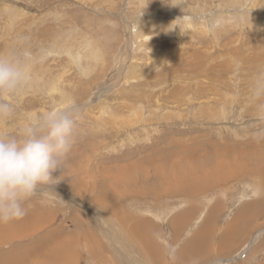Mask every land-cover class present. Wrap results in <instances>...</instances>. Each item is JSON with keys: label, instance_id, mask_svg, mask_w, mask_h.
<instances>
[{"label": "rangeland", "instance_id": "obj_1", "mask_svg": "<svg viewBox=\"0 0 264 264\" xmlns=\"http://www.w3.org/2000/svg\"><path fill=\"white\" fill-rule=\"evenodd\" d=\"M0 54L19 56L31 76L25 89L5 97L14 112L0 119V134L19 137L53 109L77 113L74 143L62 170L24 202L26 210L47 200L58 208L54 226L74 229L72 219L79 218L85 228L86 220L105 248V264H172L200 230L203 209L222 203L203 232L210 254L217 255L188 264H264V246H259L264 243V182L255 179L262 174L256 168L264 165V0H0ZM173 139L200 142L188 151L190 161L181 154L172 165L174 173L183 171L182 189L191 180L202 183L184 196L169 195L162 175ZM229 144L235 148L229 151ZM149 157L153 165L142 164ZM221 159L239 160L245 169L236 168L243 173L231 175L227 182L232 184L211 195V188L225 186L231 171L227 164L219 167ZM137 168L149 178L162 175L164 193L156 199L134 195L142 187L130 179ZM242 174L245 179L233 182ZM125 178L130 182L120 185ZM218 178L221 185L215 186ZM103 190L107 202L101 200ZM242 193L249 198L243 200ZM190 196L198 200L190 202ZM247 201L261 206L257 221L247 232L223 234L230 245L221 249L222 230ZM193 203L203 205L176 228L173 218ZM137 222L157 231L149 236L161 247L156 257ZM26 226L7 235L0 228V238L28 237L35 231L28 233ZM181 255L176 264H183L187 254Z\"/></svg>", "mask_w": 264, "mask_h": 264}, {"label": "clouds", "instance_id": "obj_2", "mask_svg": "<svg viewBox=\"0 0 264 264\" xmlns=\"http://www.w3.org/2000/svg\"><path fill=\"white\" fill-rule=\"evenodd\" d=\"M31 80L26 63L14 54H0V119L14 106L5 97L25 89ZM77 113L50 110L24 129L21 136L0 134V223L26 215L24 202L62 170L75 139Z\"/></svg>", "mask_w": 264, "mask_h": 264}, {"label": "crops", "instance_id": "obj_3", "mask_svg": "<svg viewBox=\"0 0 264 264\" xmlns=\"http://www.w3.org/2000/svg\"><path fill=\"white\" fill-rule=\"evenodd\" d=\"M236 173V175L239 174L238 172ZM240 179H245L243 174L234 178L233 182ZM224 183L225 186H221L222 188H211V195L216 191L223 190L229 183L232 184V182ZM226 191L227 189H225L222 194L226 195ZM241 198L246 200L248 196L242 193ZM213 200L215 199L213 198ZM43 201L44 204L32 205L33 207L30 212L26 210V215L21 218L19 222L23 219L24 221L19 223L18 226L11 227L12 223H0V228L4 229L6 235L17 232V230L23 228L27 222V226H31L28 233L35 231L28 237L27 235H11L13 238L11 242H8V238H1L0 244L3 245V249L1 245L0 264H105V248L96 237L89 223L85 220L87 225L85 224V228H83V225L81 226V224L78 223L79 218H76L72 219L73 222H75L74 229H69L63 225L54 226L52 222L53 220L55 222L58 218L57 205L47 200ZM215 201L219 200L216 199ZM246 203L251 202L247 201L242 205L244 206ZM218 204L222 205V203ZM239 210L238 213L246 212L241 209ZM238 213L234 214L233 221L228 222L230 225L235 223L234 225L236 226L233 227L234 233L236 230H247L257 221V214L250 218L245 216V221L244 217L241 218V221H238ZM236 214L237 217L235 216ZM16 227L17 230L15 231L14 228ZM225 228H228V225H226ZM13 242H16V246H11Z\"/></svg>", "mask_w": 264, "mask_h": 264}, {"label": "bare ground", "instance_id": "obj_4", "mask_svg": "<svg viewBox=\"0 0 264 264\" xmlns=\"http://www.w3.org/2000/svg\"><path fill=\"white\" fill-rule=\"evenodd\" d=\"M202 60H204V59H202ZM233 60V59H232ZM222 65V64H221ZM227 67V66H226ZM207 68V67H206ZM198 73H199V77L200 76H202L201 74H202V67L201 66H199L198 67ZM213 71L215 72L216 70H214L213 69ZM101 75V74H100ZM100 78V77H99ZM215 79V78H214ZM142 84V83H141ZM206 84V83H205ZM199 87V86H198ZM201 87V86H200ZM202 88V87H201ZM206 88V87H205ZM202 90H204V89H202ZM200 91V94H203V91ZM208 92V91H207ZM146 95H147V93H146ZM220 95V94H219ZM212 96V95H211ZM202 98V97H201ZM208 99V98H207ZM220 99V98H219ZM233 99V98H232ZM122 101V100H121ZM124 101V100H123ZM118 103H120V102H118ZM117 103V104H118ZM225 104V103H224ZM124 105V104H123ZM140 105V104H139ZM125 107H127V105H125ZM129 107V106H128ZM212 107V106H211ZM230 107V106H229ZM140 108H141V106H140ZM218 108V107H217ZM157 109H159V108H157ZM119 110V109H118ZM120 111V110H119ZM157 111V110H156ZM162 111V110H161ZM141 112V111H140ZM158 112V111H157ZM205 113V112H204ZM119 115V114H118ZM101 117V116H100ZM99 117V118H100ZM128 119V118H127ZM136 119V118H135ZM196 120V119H195ZM170 123V122H169ZM110 126V125H109ZM207 133V132H206ZM193 135V134H192ZM205 136V135H204ZM209 136V135H208ZM192 137V136H191ZM189 138V137H188ZM195 138V137H194ZM193 138V139H194ZM221 139V138H220ZM208 141V140H207ZM206 141V142H207ZM224 141H226V139H224L223 140V144L225 143ZM159 142H161V141H159ZM189 142H192V143H189ZM208 142H210V141H208ZM170 143V142H169ZM193 143H196L197 145L200 143V142H198V141H196V140H186V139H173L172 141H171V144H172V149L170 150V151H168V152H166L165 154H164V158L167 156V158L166 159H171L170 161H165V165H166V168L167 169H163V170H165L164 172V174H162L163 175V178L165 179V181H167L168 183V194L169 195H171V196H184L185 195V192H188L190 189L191 190H194V188L195 189H197V187H199V185H201V184H199L200 182H198L197 180H194V183L195 184H193L192 185V180L191 181H189V184H188V187H186L185 186V188H183L182 189V183H183V178H182V173H183V171H179V169H178V171L177 172H173L171 169H172V165L174 166V164L175 163H177L178 161L176 160V158H177V156L178 155H181V154H183L184 156H183V159H189V161L191 160L189 157H187L188 155V151H190V149L192 148H194L195 146H194V144ZM210 143H212V142H210ZM104 144V143H103ZM161 144V143H160ZM163 144V143H162ZM161 144V145H162ZM202 144V143H201ZM209 144V143H208ZM216 145V144H215ZM222 145V144H221ZM99 146V145H98ZM157 146V145H156ZM200 146V145H199ZM224 146V145H223ZM81 147V146H80ZM116 147V146H115ZM230 147H234L235 148V146L233 145H228L227 146V149L229 150V148ZM161 148V147H160ZM167 148V147H166ZM226 148V147H225ZM159 149V148H158ZM162 149V148H161ZM209 149V148H208ZM239 149H241V148H239ZM235 150V149H234ZM230 151V150H229ZM240 151V150H239ZM194 152L196 153V150L194 149ZM232 153H233V150L231 151ZM238 153V152H237ZM236 153V154H237ZM243 156L245 157V159H247L248 158V155L247 154H249V153H245V151H243ZM97 154V153H96ZM235 154V153H234ZM240 154H241V152H240ZM253 154V153H252ZM259 154V153H258ZM239 155V154H238ZM263 155V154H262ZM182 156V155H181ZM206 156V155H205ZM210 156H211V154H210ZM258 156H260V155H258ZM130 157H132V156H130ZM204 157V156H203ZM209 157V156H208ZM232 157V156H231ZM241 157V156H240ZM243 157V158H244ZM252 157H254V155L252 156ZM201 158V157H200ZM258 157H256V159H257ZM116 159V158H115ZM121 159V158H120ZM179 159V158H178ZM199 159V158H198ZM206 159V161H211V159L210 158H205ZM252 159H254V158H252ZM255 159V161H257ZM124 160H125V158H124ZM248 161H249V159H247ZM250 160H251V157H250ZM259 160H260V158H259ZM87 161V160H86ZM242 161H245L244 159L242 160ZM153 159L151 158V157H149V158H147V160H145L142 164H145V165H148V166H151V165H153ZM192 162V161H191ZM203 162V161H202ZM219 162H220V165H219V167H224L226 164L228 165V166H230L231 167V171L229 172V174L228 173H226L227 175H228V177H227V179L224 181V182H227V181H229V179H231V177L234 175V173H236L235 172V169L237 168V169H239V168H243L245 165H240V163H239V160H236V161H228V160H225V159H221V160H219ZM247 162V161H246ZM251 162H252V160H251ZM180 163V162H179ZM184 162H181V165L183 164ZM186 164L188 163V162H185ZM248 163V162H247ZM261 163V162H260ZM85 164V163H84ZM208 164H210V163H208ZM246 164V163H245ZM252 164V163H251ZM262 164V163H261ZM127 165V164H126ZM190 165V164H189ZM197 165V164H196ZM253 165V164H252ZM255 165V164H254ZM258 165V164H257ZM257 165H255V167H257ZM125 166V165H124ZM130 166V165H129ZM214 166V165H213ZM250 166V165H249ZM144 167V166H143ZM215 167H217L216 165H215ZM214 167V168H215ZM116 168H118V167H116ZM146 168V167H145ZM202 168H203V166H202ZM210 168V167H209ZM213 168V169H214ZM181 169V168H180ZM216 169V168H215ZM218 169V168H217ZM226 168H224V170H225ZM243 169H245V167L243 168ZM249 169H250V167H249ZM257 169L259 170V171H261V173L259 172L258 174H261L260 176H257V178H255V179H257L258 181H259V179L260 178H262V175L264 174V165H261V166H258L257 168H256V171H257ZM117 170V169H116ZM134 170V169H133ZM141 170H142V168H141ZM174 170H176V169H174ZM182 170V169H181ZM193 170V169H192ZM219 170V169H218ZM220 170H223V169H220ZM118 171H121V170H117V173H118V175H119V177L118 178H120V172H118ZM130 171V170H129ZM225 171H227V170H225ZM251 171H252V169H251ZM256 171H255V173H256ZM185 172V171H184ZM209 172V171H208ZM220 172V171H219ZM228 172V171H227ZM239 174L242 172V170H238L237 171ZM250 171H248L247 173H249ZM86 173V172H85ZM134 173H135V171H134ZM136 173H137V175L135 176V178L133 177V178H130L132 181H134L135 182V184L136 185H142V187H140L139 189L140 190H138V191H135V189L132 191V193L134 194V195H144V196H146V197H154L155 199L156 198H158L159 196H160V192H163L164 193V190H165V187H164V185L162 184V182L164 181H162L161 183H160V179L162 178V175L161 176H158V177H155V178H149V177H147V175H143V173L142 172H140V170L137 168V171H136ZM198 173H200V171L198 172ZM243 173V172H242ZM254 173V174H255ZM83 174V173H82ZM130 174V173H129ZM184 174H186V173H184ZM193 174H194V170H193ZM219 174V173H218ZM237 174V173H236ZM253 174V173H252ZM131 175V174H130ZM133 175V174H132ZM196 175H199V174H197V172H196ZM203 175V174H202ZM206 175H208V174H206ZM232 175V176H231ZM247 175V174H246ZM245 175V173H244V176H246ZM249 175H250V177H251V174L249 173ZM148 176H151V175H148ZM213 176V175H212ZM236 176V175H235ZM126 177H128V176H126ZM179 177H181V179H179ZM185 177V176H184ZM187 177V176H186ZM185 177V178H186ZM210 177V176H209ZM197 178H198V176H197ZM224 178V177H223ZM196 179V178H195ZM201 179V178H200ZM202 179H203V177H202ZM205 179V178H204ZM203 179V180H204ZM207 179H208V177H207ZM154 180H157L156 181V183L155 184H152V185H149V183L150 182H154ZM209 180V179H208ZM212 180H214V179H212ZM126 181H129L130 182V180H128V179H123L122 180V182H121V184L120 185H123V184H126ZM131 181V182H132ZM210 181V180H209ZM264 182V178H262V179H260V182L259 183H261V182ZM128 182V183H129ZM175 182V183H174ZM188 182V181H187ZM222 182V181H221ZM221 182H220V178H218V183L217 184H215V186H220L221 185ZM212 183H214V182H212ZM211 183V185H213ZM92 184H94V183H92ZM165 184H166V182H165ZM146 185H148L150 188L147 190L146 188H148V187H146ZM192 185V186H191ZM206 185H208L207 183H206ZM84 186V185H83ZM205 186V185H204ZM104 187V186H103ZM210 187V186H209ZM214 187V186H213ZM200 188H204V187H200ZM205 188H207L206 186H205ZM204 188V189H205ZM127 189V188H126ZM125 190V189H124ZM185 191V192H184ZM193 192V191H192ZM191 191H190V193H192ZM222 192V191H221ZM220 192V193H221ZM189 193V194H190ZM255 192H253V194H254ZM120 194V193H119ZM192 194H194L195 195V191L192 193ZM252 194V195H253ZM69 195V194H68ZM106 193H105V190H103L102 192H101V200L102 201H106L107 202V197H106ZM251 195V196H252ZM124 196V195H123ZM250 196V197H251ZM257 196V195H256ZM260 196V195H259ZM123 198V197H122ZM125 198V197H124ZM127 198V197H126ZM200 198V197H199ZM249 198V197H248ZM247 198V199H248ZM255 200H256V198H254ZM189 200H190V202L191 201H194V200H198V197L196 196V197H193V196H190L189 197ZM183 201V200H182ZM92 202V201H91ZM113 202V201H112ZM104 203V202H103ZM191 204V203H190ZM201 204V203H200ZM200 204H195V203H193V205H191L190 207H188L187 209H185L184 211H182V212H180V213H178L174 218H173V223H174V225H176V228H179V227H181V223L183 222V221H185V223L187 222L186 220H188V219H190V218H192L193 217V215H191V213H194V211L196 210V209H198V207H199V205ZM209 204V203H208ZM201 205H203V203L201 204ZM264 206V205H263ZM262 206V207H263ZM201 207V206H200ZM221 208H222V205H220V204H218V203H211V205H208L207 206V208L206 209H203L204 211L202 212L203 213V220L201 221V227H200V230L199 231H197V232H195L191 237H190V239L186 242V244L179 250V251H177V253L175 254V256H174V258H173V261H172V264H176L178 261V256L179 255H181L182 253L184 254H187V256H183V264L186 262V264H188V263H190V262H192V261H195V260H197V259H199L200 260V258L201 257H203V256H207V255H213L214 257H215V255H217V252H212V254H210V251L208 250V246H207V244L205 243V241H204V237H203V232H207L208 231V228H210V223H213V221H214V219H215V217H217V215L219 214V212H220V210H221ZM239 209H241L242 211H246V212H239L238 213V211H240ZM239 209L236 211V213H238V217H237V214L235 215L236 217H237V219H238V221H241V218L242 217H244V221H245V216L246 217H253L254 215H256L257 214V212L258 211H260V209H261V206L260 205H255L254 203H246L244 206L242 205V206H240L239 207ZM196 214H199V212H195ZM206 214V215H205ZM132 216V215H131ZM205 216V217H204ZM122 218V220H126L127 218H129L128 216H121ZM236 220V219H235ZM231 221H233V218L231 219ZM230 221V222H231ZM26 222V221H25ZM21 223V222H20ZM28 223V222H27ZM26 223V224H27ZM184 222H183V225L185 224ZM242 223V222H241ZM235 223H232L231 225L230 224H228L227 223V225H228V229L227 228H225L224 230H222V232H221V235L219 236V239H220V242H223V243H221L219 246H220V248L222 249L223 247H224V245L226 246V244H227V237L225 236V237H223L225 234H228V231H230V229L233 231V227H235L236 225H234ZM149 224H144V223H140V222H137V224H136V226H135V228L136 229H138V230H140V231H144L145 233H147L148 235V238H149V236L150 235H152V234H157V231L156 230H153V229H151V227H153V225H149ZM31 226H28V228H30ZM183 227V226H182ZM25 228H27V226L25 227ZM239 228V227H238ZM12 229V228H11ZM16 229H17V227H16ZM155 229V228H154ZM13 230V229H12ZM247 231H249V230H246V232ZM180 232V230H178V231H176V233H179ZM215 232H217V231H215L214 230V237L216 238V236H215ZM233 233H234V231H233ZM245 233V232H244ZM207 234V233H206ZM224 234V235H223ZM13 235V234H12ZM15 235V234H14ZM3 236V231H1L0 232V237H2ZM6 236V235H5ZM210 236H212V235H210ZM209 236V237H210ZM10 237H11V235H10ZM208 237V236H207ZM1 239V238H0ZM232 239V238H231ZM207 240V239H206ZM212 240V239H211ZM1 241V240H0ZM156 242V241H155ZM157 243V242H156ZM145 244H146V246H148L147 248H149L150 250H152V252H153V254L155 255V257H156V251L155 250H159V249H161V247L158 245V244H155L154 242H152L151 240H150V238L149 239H147L146 240V242H145ZM213 244V243H212ZM212 244H210V245H212ZM234 244V243H233ZM260 243H256V245H259ZM209 245V246H210ZM228 245V244H227ZM230 245V244H229ZM228 245V246H229ZM255 245V246H256ZM259 246H264V243L262 244V245H259ZM225 248H227V246L225 247ZM261 249V248H260ZM229 251H226L225 250V252L224 253H228ZM182 256V255H181ZM180 259H181V257H179ZM182 263V262H181ZM219 263V262H218ZM223 263V262H222ZM192 264V263H191Z\"/></svg>", "mask_w": 264, "mask_h": 264}]
</instances>
